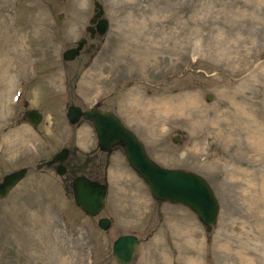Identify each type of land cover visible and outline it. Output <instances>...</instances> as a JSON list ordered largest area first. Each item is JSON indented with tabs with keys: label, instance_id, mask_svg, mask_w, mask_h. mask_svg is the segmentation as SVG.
Returning <instances> with one entry per match:
<instances>
[{
	"label": "rangeland",
	"instance_id": "1",
	"mask_svg": "<svg viewBox=\"0 0 264 264\" xmlns=\"http://www.w3.org/2000/svg\"><path fill=\"white\" fill-rule=\"evenodd\" d=\"M98 1L108 26L90 38L92 0H0V177L27 167L0 197V264H118L111 242L126 232L139 238L128 264H264V0ZM95 101L137 138L130 126L144 124L138 139L158 164L207 181L218 203L209 230L152 197L119 145L83 160L90 126L64 112ZM29 106L42 115L34 126ZM64 143V174L37 167ZM80 165L108 180L93 216L68 185Z\"/></svg>",
	"mask_w": 264,
	"mask_h": 264
},
{
	"label": "water",
	"instance_id": "2",
	"mask_svg": "<svg viewBox=\"0 0 264 264\" xmlns=\"http://www.w3.org/2000/svg\"><path fill=\"white\" fill-rule=\"evenodd\" d=\"M92 2L93 13L85 26L90 36L94 32L103 33L108 24L106 17L102 15V4L98 0H92ZM84 41V37H80L74 46L62 50V57L64 59L73 58ZM206 98H210L209 93L206 94ZM66 116L71 123L75 122L79 116L90 120L96 133L99 149L108 151L113 144L119 143L127 163L144 180L154 198L179 202L188 206L203 222L205 230L210 229L216 218L218 203L211 187L203 177L182 168H168L157 164L145 153L142 143L135 135L109 110L100 109L95 105L81 109L78 105L69 104ZM40 118V112L36 108L31 107L26 110V119L31 124H36ZM171 140L175 142L177 136H172ZM66 152L67 148L62 147L53 157L44 161V164L58 162L54 168L58 174H61L65 168L62 161ZM25 171L26 167L21 166L6 172L1 177L0 197L9 191ZM179 180L187 182L186 185L178 184ZM89 185L95 188L89 190L87 187ZM188 185H197L198 189L192 191L187 187ZM71 189L74 203L85 213L95 215L102 208L105 185L97 179H89L82 174L76 175L72 179ZM109 223L108 217L101 216L97 219V225L102 229H106ZM137 244L138 239L135 234L117 235L111 243L112 257L118 264H128L133 258Z\"/></svg>",
	"mask_w": 264,
	"mask_h": 264
},
{
	"label": "flooded vegetation",
	"instance_id": "3",
	"mask_svg": "<svg viewBox=\"0 0 264 264\" xmlns=\"http://www.w3.org/2000/svg\"><path fill=\"white\" fill-rule=\"evenodd\" d=\"M87 34H88V32H87ZM95 35V33H93V36ZM88 37H90L89 35H88ZM85 39H86V37H84ZM85 43H86V41H85ZM87 45L88 46H94V43H93V45H90V42H88L87 43ZM80 51V50H79ZM79 53V52H78ZM69 155V154H68ZM67 155V156H68ZM67 158V157H66ZM64 164L66 165V167L65 168H67V164H66V160H64ZM81 166V170L83 171V173L85 174V175H88V176H90V177H92V176H94L91 172H87V171H89V170H87V171H85V165H80ZM90 169V168H89Z\"/></svg>",
	"mask_w": 264,
	"mask_h": 264
},
{
	"label": "bare ground",
	"instance_id": "4",
	"mask_svg": "<svg viewBox=\"0 0 264 264\" xmlns=\"http://www.w3.org/2000/svg\"><path fill=\"white\" fill-rule=\"evenodd\" d=\"M187 182H184L183 180H179L178 181V184H183V185H186ZM89 190H91L92 188H95L94 186H87ZM188 188H190L192 191H196L198 189V186L197 185H188L187 186Z\"/></svg>",
	"mask_w": 264,
	"mask_h": 264
}]
</instances>
